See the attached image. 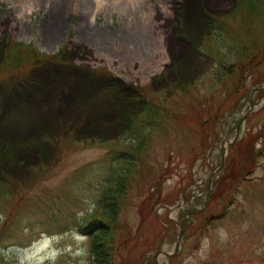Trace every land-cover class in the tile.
Returning <instances> with one entry per match:
<instances>
[{"label": "rangeland", "instance_id": "374dc122", "mask_svg": "<svg viewBox=\"0 0 264 264\" xmlns=\"http://www.w3.org/2000/svg\"><path fill=\"white\" fill-rule=\"evenodd\" d=\"M29 1L0 0V264H91L79 225L130 126L151 137L123 200L116 264H137L149 245L143 263L155 264L179 229L159 264H264L263 92L237 138L255 147H228L249 89L264 86V28L248 39L225 18L227 41L214 42L209 17L235 0ZM52 15L56 38L43 33ZM190 207H207L204 224Z\"/></svg>", "mask_w": 264, "mask_h": 264}, {"label": "trees", "instance_id": "16d2710c", "mask_svg": "<svg viewBox=\"0 0 264 264\" xmlns=\"http://www.w3.org/2000/svg\"><path fill=\"white\" fill-rule=\"evenodd\" d=\"M262 11H264V0H236L230 14L220 15V19L213 18L210 28L211 37L217 44L226 43L231 28L225 18H231L233 21L239 18L245 35L250 39L251 35L256 32H263L264 15H262ZM250 45L252 46V43ZM250 45H248L247 53L258 46L253 45L250 49ZM64 49L62 47L54 54L45 55V58H47L45 61H59L58 57L63 54ZM256 54L258 53L256 52ZM248 63L247 61L243 64L234 62L231 66L233 71L238 68V71L243 73L242 70ZM207 121L208 117L202 118L200 123L207 126ZM134 127H129L132 132L122 138L121 147H117V159L111 162L107 177H104V180L100 183V195L95 208L87 213L81 222V230L88 239L91 264H116L119 247L125 246L128 241L126 236L128 232L125 233L126 235L123 233V226L119 217L123 208L124 197L131 187V180L139 165L142 164V155L146 149L147 139L151 137L147 132L140 133V130L134 129ZM249 138L250 136L242 137L230 145L233 157L242 155L241 152L244 151L242 147H246L245 150L255 147L251 140L249 142ZM261 147H264V142H262ZM201 212V210L193 211L198 224L206 222V220L201 219ZM144 253H142V257H144ZM142 257L137 264L143 261ZM132 264H136V262H132Z\"/></svg>", "mask_w": 264, "mask_h": 264}, {"label": "bare ground", "instance_id": "6f19581e", "mask_svg": "<svg viewBox=\"0 0 264 264\" xmlns=\"http://www.w3.org/2000/svg\"><path fill=\"white\" fill-rule=\"evenodd\" d=\"M30 3L31 2L29 0H21L20 6L22 8V7H24L23 6L24 4L25 5H29ZM134 6L136 7V5H134ZM52 8H54V7H52ZM56 8H57V6H56ZM48 10H50V9H48ZM20 13H22V10L20 11ZM49 13L54 14V15H58L60 12H57L58 14H56V12H54V10H50ZM54 15L51 16V18L49 19V22L47 23V25L45 26V28H43V33L48 31V33H49V35H50L51 38L52 37H55L56 38L57 36H59V34L62 33V31H60V25L61 24H59V19L57 17H55Z\"/></svg>", "mask_w": 264, "mask_h": 264}, {"label": "water", "instance_id": "95a60500", "mask_svg": "<svg viewBox=\"0 0 264 264\" xmlns=\"http://www.w3.org/2000/svg\"><path fill=\"white\" fill-rule=\"evenodd\" d=\"M255 90H261V91H264V88L253 87V88L250 90V94H249V97H250V109H249V110H251V109H252V106H253L251 96L253 95V92H254ZM248 112H249V111H248ZM180 237H181V231H180V233H179L178 236H177V240H176V249L178 248ZM163 253L166 254V252H163Z\"/></svg>", "mask_w": 264, "mask_h": 264}]
</instances>
